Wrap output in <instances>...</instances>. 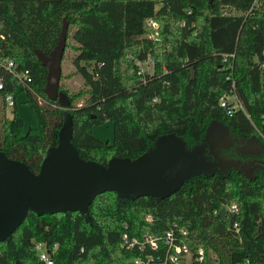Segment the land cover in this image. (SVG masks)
<instances>
[{
	"label": "trees",
	"instance_id": "trees-1",
	"mask_svg": "<svg viewBox=\"0 0 264 264\" xmlns=\"http://www.w3.org/2000/svg\"><path fill=\"white\" fill-rule=\"evenodd\" d=\"M251 2L0 0V61L31 77L18 84L0 64V151L36 173L45 150L57 143L64 115L78 156L103 165L113 156L135 158L162 134L178 136L190 149L211 122L221 135L243 137L255 133V124L264 145V0L250 9ZM63 22L58 89L67 102L59 103L43 93L46 70L34 50L48 54ZM67 51L70 71H64ZM146 58L149 73L139 66ZM75 77L80 86L69 90L66 80ZM21 93L36 119L25 131L13 109L4 115L5 97L14 103ZM222 95H234L241 108L227 115L218 104ZM104 120L111 123L110 142L90 131ZM223 147L224 171L191 176L166 197L123 200L105 191L88 204V221L77 211H28L0 241V264H42L33 242L44 245L53 264H134L141 253L122 248L121 234L160 235L172 223L186 230L181 242L191 251L202 247L220 264H264V147ZM230 198L237 200V215L220 217Z\"/></svg>",
	"mask_w": 264,
	"mask_h": 264
},
{
	"label": "water",
	"instance_id": "water-1",
	"mask_svg": "<svg viewBox=\"0 0 264 264\" xmlns=\"http://www.w3.org/2000/svg\"><path fill=\"white\" fill-rule=\"evenodd\" d=\"M65 35L63 22L48 54L34 50L46 70L43 93L59 103L67 102L58 89ZM220 131L219 124L211 122L202 142L190 149L185 148L178 136L162 134L152 147L135 158L113 156L103 165L78 156L70 143V117L64 115L57 143L45 150L36 173L0 151V241L20 224L28 211L36 215L77 211L88 221V204L105 191H113L123 200L145 195L166 197L191 176L222 172L221 164L209 159L214 152L211 135ZM217 213L224 217V207ZM190 258V254L184 256L185 264L190 263Z\"/></svg>",
	"mask_w": 264,
	"mask_h": 264
},
{
	"label": "built area",
	"instance_id": "built-area-1",
	"mask_svg": "<svg viewBox=\"0 0 264 264\" xmlns=\"http://www.w3.org/2000/svg\"><path fill=\"white\" fill-rule=\"evenodd\" d=\"M259 3V0H252L250 9L258 6ZM147 24L154 26L151 20H148ZM0 64L14 76L16 83L25 86L31 81L27 69H16V65L12 61L4 60L0 61ZM137 65H139L138 62ZM5 103L6 109L10 108L14 105L13 98L10 95L6 96ZM218 104L224 109L227 115H231L234 110L241 108L234 95H222L218 100ZM223 207L225 215H228L230 218L235 217L238 213V207L235 203H230ZM145 219L149 220L150 216L146 215ZM230 226L233 232L237 234V222L232 220ZM184 235H186V230L183 227L177 226L176 223H172L160 235L146 233L141 237H133L128 236L124 232L121 234L119 244L124 249H135L141 253V256L134 259V264H185L184 256L187 254L191 256L189 264H220L218 257L214 253L205 251L202 247L191 251L186 244L181 242V238ZM32 248L35 250L42 264H53L52 259L48 255V251L45 250L41 242H33ZM236 264L245 263L238 262Z\"/></svg>",
	"mask_w": 264,
	"mask_h": 264
},
{
	"label": "rangeland",
	"instance_id": "rangeland-1",
	"mask_svg": "<svg viewBox=\"0 0 264 264\" xmlns=\"http://www.w3.org/2000/svg\"><path fill=\"white\" fill-rule=\"evenodd\" d=\"M149 25H150V27H154L151 24H149ZM69 63H70V53H69V51H67V52H65L64 57H63L64 71H68V70L72 69V67L70 66ZM139 66H140V70H143L144 72H148V73L151 72V60H150V58H146L143 61V63H141ZM66 81L71 86V87H69V90L78 88L80 86L79 85L80 81L77 77H75L73 79L69 78ZM263 88H264V85H263ZM262 93L264 94V89H263ZM11 109H13L14 112L16 113V115L21 119L22 131H25L29 127H35L36 126V119H35L34 113L31 110V108L29 107V105L25 102V95L23 93H21L15 97L13 106H11L8 109H6L4 106V115L7 116L8 113H11ZM254 128H255L254 134H258V128H257V126H255V124H254ZM90 131H91V134L95 138H97L101 141H109L110 142L112 139V127H111V123L108 120H104L100 123L92 124L90 127ZM254 134L251 136L243 137L240 134L229 133V132H226L224 130L223 134L221 135V138L224 141L222 140L221 143H219L220 145H218L215 148V149H217L216 154L218 157L213 156L214 154H210L209 157L210 158L212 157V159L214 161H217V162L219 161L220 163H222L221 166L223 167V171H224L225 168L223 165L227 162V160H225V156L223 154V151H220V148L223 147V145H227V147L225 149H226V152H229L228 147L230 145H232V146L240 147L243 150V152H247V150L250 149V145H254L256 147H261V148L264 147L262 142L258 141L255 138ZM245 140H248V141L244 142ZM186 149H188V148H186ZM204 155H205V152H204ZM220 156L222 157L223 160L220 158ZM239 163H240V161H239ZM244 166L247 167V164L245 163ZM228 202L237 203V200L235 198H230V200Z\"/></svg>",
	"mask_w": 264,
	"mask_h": 264
},
{
	"label": "flooded vegetation",
	"instance_id": "flooded-vegetation-1",
	"mask_svg": "<svg viewBox=\"0 0 264 264\" xmlns=\"http://www.w3.org/2000/svg\"><path fill=\"white\" fill-rule=\"evenodd\" d=\"M215 129V128H214ZM223 139L221 138V131L220 132H217V133H215V134H212L211 135V146L213 145L214 146V148L213 149H215L216 147H217V145L219 144V143H221V141H222ZM224 141V140H223ZM228 141V140H227ZM231 141V140H230ZM238 148H240V147H238ZM213 149H211V150H213ZM208 152H211L210 150H207ZM214 156V155H213ZM240 164L241 163H239V166H240ZM235 165V162L232 164V167Z\"/></svg>",
	"mask_w": 264,
	"mask_h": 264
},
{
	"label": "crops",
	"instance_id": "crops-1",
	"mask_svg": "<svg viewBox=\"0 0 264 264\" xmlns=\"http://www.w3.org/2000/svg\"><path fill=\"white\" fill-rule=\"evenodd\" d=\"M70 70H71V69H70ZM70 70H69V71H70ZM78 79H79V78H78Z\"/></svg>",
	"mask_w": 264,
	"mask_h": 264
}]
</instances>
